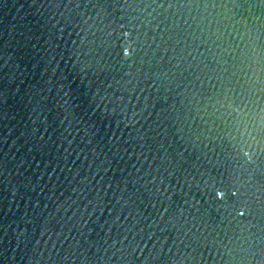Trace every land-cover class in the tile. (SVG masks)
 Wrapping results in <instances>:
<instances>
[{
	"label": "water",
	"instance_id": "water-1",
	"mask_svg": "<svg viewBox=\"0 0 264 264\" xmlns=\"http://www.w3.org/2000/svg\"><path fill=\"white\" fill-rule=\"evenodd\" d=\"M0 264H264V0H0Z\"/></svg>",
	"mask_w": 264,
	"mask_h": 264
},
{
	"label": "snow or ice",
	"instance_id": "snow-or-ice-1",
	"mask_svg": "<svg viewBox=\"0 0 264 264\" xmlns=\"http://www.w3.org/2000/svg\"><path fill=\"white\" fill-rule=\"evenodd\" d=\"M239 214H240V215H243V211H241Z\"/></svg>",
	"mask_w": 264,
	"mask_h": 264
}]
</instances>
